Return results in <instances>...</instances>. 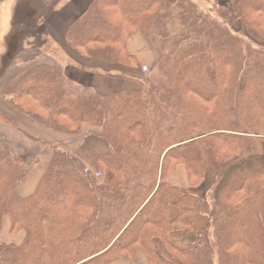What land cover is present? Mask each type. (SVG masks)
Instances as JSON below:
<instances>
[{
    "label": "trees",
    "instance_id": "obj_1",
    "mask_svg": "<svg viewBox=\"0 0 264 264\" xmlns=\"http://www.w3.org/2000/svg\"><path fill=\"white\" fill-rule=\"evenodd\" d=\"M204 1L92 0L69 24L68 45L97 52L108 63L132 60L125 45L140 33L159 53L141 91L100 94L45 65L21 70L4 86L6 96L34 100L39 113L31 115L61 132L75 133L81 122L100 128L93 133L111 152L99 154L97 164L113 172L97 183L82 162L52 146L34 192L20 197L15 188L31 166L0 142V214H9L13 227L26 230L22 245L0 244V264H104L122 256L132 259L137 250L149 264H212L214 245L220 244L243 250L225 255L221 248L219 264L223 259L225 264H264V36L246 19L248 12L264 17V0H228L226 6L203 9ZM104 6L115 8V21ZM237 20L244 28L235 32ZM207 25L194 35L193 29ZM106 43L119 49H99ZM191 83L211 88H188ZM256 86L263 89L258 103H251L246 94ZM57 116L63 118L60 123ZM214 141L234 154L204 196L167 184L177 163L199 177L209 152L220 158ZM185 146L195 148L199 159L185 158ZM191 204L207 216V227L192 248L179 250L167 234ZM164 205L177 209L175 224L162 218ZM154 238L163 250L149 247Z\"/></svg>",
    "mask_w": 264,
    "mask_h": 264
},
{
    "label": "crops",
    "instance_id": "obj_2",
    "mask_svg": "<svg viewBox=\"0 0 264 264\" xmlns=\"http://www.w3.org/2000/svg\"><path fill=\"white\" fill-rule=\"evenodd\" d=\"M91 1L92 0H70L50 13L40 31H46L50 41L59 45L56 44L59 47V53L42 54L40 51L34 52L32 57L37 56V58L34 59L39 60V63H34L33 66L49 64L57 71L72 79L75 84L92 88L100 94H107L125 89L139 90L137 83L134 81L138 82V79L143 77L144 74L141 71V67H152L158 58L157 50L149 44L140 33L131 36L125 45L127 54L130 55L134 61L133 65L123 66L118 63H108L102 60L91 61L77 55L67 44L65 40L67 27L87 8ZM47 58L49 59L48 62L46 61ZM41 59H44V61L41 62ZM14 64L13 61L6 71L7 74H10L8 71L12 68L15 69L10 74L11 76L6 80L0 81V91L5 86V82L8 79H12L18 72L26 69V64L18 67L14 66ZM0 110L4 115L7 114L11 118L13 127L8 124L0 125V137L4 138L9 145L19 143L18 141L25 138V133H29L37 139H44L70 153L92 172L96 167L95 162L97 156L110 152V148L105 140L92 135V133H90V127L87 125H82L80 131L76 134L63 133L55 135L48 132V134L51 135H44L41 128L38 130L39 127L34 129L28 126V122L22 115L19 116V114H16L12 109L10 110L7 108L4 103H0ZM38 146L39 148H36V151L33 153L35 154L33 158H36V161L33 162V166H31L29 173L16 187V194L20 197H27L33 193L41 175L47 167L50 158L49 148L42 147L40 144ZM15 152L17 154L21 153L19 148H15ZM181 152L185 158L191 160L199 159V152L191 146L183 147ZM207 167L199 177H196L195 180H191V178H189L191 176L186 172V166L184 164H179L175 167L174 171L166 176V182L174 189L202 197L212 185L215 171L218 169L213 166V161H210ZM161 216L167 223L175 224L178 221V211L172 205L162 206ZM207 223V216L199 211L197 205L191 204L187 207L181 222H177L175 228L168 232L167 241L179 250H188L192 248L197 234L206 229ZM2 225L3 230L0 234L1 242H18L21 240V236L18 233L15 235L17 238L10 239L7 231L4 236V230L9 227V223L5 219ZM149 247L151 249L163 250V244L157 238L151 240ZM104 264L149 263L143 251L137 250L132 259H127L122 256L109 259Z\"/></svg>",
    "mask_w": 264,
    "mask_h": 264
},
{
    "label": "rangeland",
    "instance_id": "obj_3",
    "mask_svg": "<svg viewBox=\"0 0 264 264\" xmlns=\"http://www.w3.org/2000/svg\"><path fill=\"white\" fill-rule=\"evenodd\" d=\"M68 1H70V0H0V81L6 80L9 76H11L10 74L12 73V71L15 70L12 68L8 71L10 74L6 73V71L10 67V64H12L13 61L15 63L14 66H16V67L23 66L26 64L25 66L27 69V68L33 67L34 63H39V60L34 59V58H37V56L32 57L34 55V52L40 51L42 54H44V53L45 54H50V53L58 54L59 53V47H58L59 45L56 43L58 45L57 46L54 42L50 41L49 36L46 33V31L41 32L40 30H41V27L43 26L44 22L47 20L48 16L50 15V13ZM171 1H176V0H171ZM228 2H229L228 0H206L202 4L201 8L206 9L211 4L212 5L217 4L218 6H226L227 5L226 3H228ZM102 10H104L105 13H107L108 19H110V20L112 19L114 21L117 19L116 10L113 6H104ZM246 19L248 20L251 27H253L256 31H258L261 35L264 36V17L262 15L257 14L255 12H248L246 14ZM206 27L210 28L211 26L207 25V26H204L202 28L200 27V28L193 29L194 35L200 36L202 33L205 32L204 30L206 29ZM243 28H244V22L242 20H237L236 22H234L233 30L235 32H237ZM244 41L249 46L255 48V43L252 40H250L248 38H244ZM109 46H111L115 49H119V45H117L115 43H113V44H107V43L106 44H100L98 47H99V49H103V48H108ZM160 46H163V45H161V43H160ZM77 50H78V52L73 49V51L76 52L77 55L80 54L79 56H81V57L87 58L91 61L92 60H100L99 58H97V55H98L97 52L89 54L87 49L83 48V47H78ZM158 57H159V53H158ZM42 61H44V59H41V62ZM46 61L48 62L49 59L47 58ZM118 64H121L123 66L124 65H133L134 61L125 57V58L120 59ZM40 65L50 66L49 64H40ZM24 67H20V68H24ZM151 68L152 67H149V69H150L149 73H143L144 74L143 77L138 79V82L134 81L135 83H137V85L139 87V91L143 90L144 84L146 83L147 78L149 77V75H151V72H152ZM141 71H142V67H141ZM11 80L12 79H10V80L8 79L5 82V85H7V83H9ZM122 80H128V79H122ZM164 81L165 80H162L161 83H163ZM194 86H200V87H203V89H210L211 88L208 85L202 86V85L195 84V83H191L187 87L189 88V87H194ZM3 88L0 91V96H1L0 103H4L7 106V108H9L10 110L12 109L16 114H19V116L22 115L24 117V119L28 122V124H29L28 126L34 128V129H37L39 127L38 130H40V128H41L43 130L44 135H47L48 132H51V134L53 133L55 135L64 133V132L59 131L56 128H52L51 126L45 125L44 123L37 120V118H35L33 115H31V114H34V113H32V110L33 111L35 110V113H39V108L35 104V101L32 100L30 97L19 100L13 96L12 97L8 96V95L6 96L2 92ZM262 89H263V87H260V86L252 87V89H250L248 91V93L246 94V97L249 99V102L258 103V101H259L258 100V92ZM154 98L156 99V102L158 104H160L159 103V93H156L154 95ZM249 107L250 106L248 105L247 107H243V109H248ZM169 111H171V109H169ZM41 117L44 118L43 115H41ZM196 117L200 118L199 116H196ZM55 120L60 123L63 120V118L57 116V117H55ZM67 123H68V121H67ZM3 124H8V125L12 126L11 118L7 114L4 115L3 112L0 110V125H3ZM82 125L89 126L90 130H91L90 133H92V135H95L93 132L100 130V128H98L97 126L91 125L87 122H81L79 124V128H78L77 132H75V133H64V134H76L80 131V129L82 128ZM51 134H48V135H51ZM0 142H2L4 145H6V147L9 149L11 155H13L17 159H19L25 166H33L32 165L33 162L36 161V158H33V157H35V154H33V153L36 151V148H39V146H38L39 144H40V146L42 145V147L49 148L48 149L50 152V158L48 161V164H49L51 157H52V152H53L52 146H56L51 142L45 141L44 139L43 140L37 139L29 133L28 134L25 133V138L18 141L19 143H16L13 145H11V144L9 145L7 143V141L1 137H0ZM214 146H217L218 152L222 156H219L220 158H218V156H216L214 153L209 152L208 158L206 156V161H207L206 167L208 166L210 161H213V166L215 168H218L215 171V174H216L224 165H226L229 162V160L231 159V157L233 156L234 153L227 150L225 147L226 145H223V144L221 145L220 142H218V141H214ZM56 147L59 148L58 146H56ZM15 148H19L21 155L17 154L15 152ZM59 149L62 150L61 148H59ZM62 151H64V150H62ZM64 152H66V151H64ZM110 152H111V150H110ZM66 153H68V152H66ZM95 163H96V167L94 168L93 172L95 173V172L99 171L100 176L96 177L94 175V177H95L94 179H95V182L102 184L103 180H104L103 177H111L113 171L110 169H107V171H105L103 166H98L99 162L97 164V160ZM48 164H47V166H48ZM179 164H183V163H177L175 165V167ZM175 167H174V169H175ZM46 168H45V170H46ZM174 169L172 171H174ZM172 171H170L169 173H171ZM103 172H106V173H103ZM186 172L191 176V177H189V178H191V180L196 179V177L192 176L189 173L187 168H186ZM241 179H242V176H239L237 178V180L232 185L237 184L238 182L241 181ZM15 191H16V188H15ZM233 196L235 197L236 195H233ZM226 199L227 198H225V200ZM52 208L46 210L44 214L48 217L51 216L50 212L53 210ZM5 219L9 223V227L6 230H4V236H5V233L7 231V234L10 236L9 237L10 239L11 238H17V236H15V235L18 233L21 236V240L18 242H6V241L1 242L0 241V244L13 245V246L22 245L24 242L25 236H26V230L24 228L18 227V226L13 227V224H12L13 222H12V219H11L9 214H0V234L2 233V230H3L2 224H3V221ZM233 237H235L236 239H239V238H237L236 230L233 232ZM210 239L213 240V238H210ZM212 240H211V242H212ZM8 241H10V240H8ZM159 241H161V240H159ZM221 248L224 250L225 255H226V253L231 254V253L243 250V248L240 247L239 245H231V246H226V247H224L223 244H220L218 247L217 246L215 247V245H214V250L212 253V256H213L212 257V264H219L217 257L219 255V250H221ZM203 252H206V250ZM222 262H223V264H225L224 259L222 260Z\"/></svg>",
    "mask_w": 264,
    "mask_h": 264
},
{
    "label": "built area",
    "instance_id": "obj_4",
    "mask_svg": "<svg viewBox=\"0 0 264 264\" xmlns=\"http://www.w3.org/2000/svg\"><path fill=\"white\" fill-rule=\"evenodd\" d=\"M142 71H144L145 73H149V69H148V67H146V66H143V67H142ZM95 176H96V177H99V176H100V172H96V173H95Z\"/></svg>",
    "mask_w": 264,
    "mask_h": 264
}]
</instances>
